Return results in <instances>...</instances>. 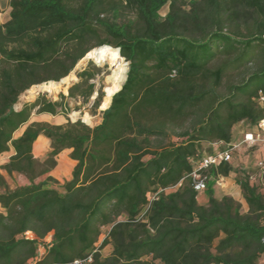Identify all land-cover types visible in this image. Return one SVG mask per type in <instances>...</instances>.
<instances>
[{
    "label": "trees",
    "instance_id": "16d2710c",
    "mask_svg": "<svg viewBox=\"0 0 264 264\" xmlns=\"http://www.w3.org/2000/svg\"><path fill=\"white\" fill-rule=\"evenodd\" d=\"M9 4L0 22V156L14 155L0 168V264H260L264 176L254 182L232 162L205 172L235 174L245 212L209 187L201 204L191 174L214 146L234 143L237 125L264 119V0ZM103 46L120 50L129 72L101 124L31 122L34 112H64L68 99L88 101L95 74L87 69L68 96L16 109L33 86L60 82ZM41 136L51 143L44 160L34 156ZM203 144L214 148L204 154ZM65 150L76 166L60 185L49 174ZM15 174L29 184L11 189L6 176Z\"/></svg>",
    "mask_w": 264,
    "mask_h": 264
},
{
    "label": "rangeland",
    "instance_id": "374dc122",
    "mask_svg": "<svg viewBox=\"0 0 264 264\" xmlns=\"http://www.w3.org/2000/svg\"><path fill=\"white\" fill-rule=\"evenodd\" d=\"M8 1L9 0H0V18H4L7 9H8ZM167 8L163 11V16L167 13ZM4 22V21H3ZM88 56V55H87ZM85 57L82 61L78 63L76 66L75 70L70 74V75H75L76 79L71 80L70 83L66 86V90H61L60 92L56 93L55 95L51 96L47 93H40L39 95H36L32 97L29 94V91L24 93L19 100L18 105L16 106V109L19 110L20 108L23 107L24 104L29 103V102H34L38 98H41L43 101H57L60 99V95L63 94L65 96H68L69 94V89L76 83L80 81V79L77 76L78 72H81L83 70H89L90 72L95 74V78L90 81L91 84L94 85V93L92 97L84 102L82 98H77V99H68L67 101L64 102L65 109L63 111H59L58 115L53 116L50 114H41L38 115L36 112L33 113L31 117V122H46L50 123L53 125H64L68 122V120H71L72 122H77L81 120L85 124H87L90 127H95L99 124H101L103 120V113L108 110L111 106L110 105H105V99H106V89L110 87V82L108 81V78L112 74V66L109 63H104V64H98L94 59ZM124 66L128 68L129 72V63L124 59ZM127 72V75H128ZM69 75V76H70ZM49 83V82H48ZM46 84V83H44ZM125 84V83H124ZM42 85V84H41ZM40 86V85H36ZM35 87V86H33ZM32 87V88H33ZM123 87V86H122ZM31 88V89H32ZM103 93L104 97L102 99V102L98 108H96V101L99 97V94ZM29 94V95H28ZM114 97V96H113ZM113 99V98H112ZM78 114L75 116V114ZM91 116L92 117V122L91 124H88L85 122L84 118L85 116ZM26 126L23 127L20 131H18L15 135V137H18L21 133L24 132ZM255 131V128L252 129L248 124L241 123L237 125L233 129V134H234V144L239 143L243 139V134L246 132H252ZM215 147V148H214ZM214 147H211L209 144H203L202 145V151L204 154H208L210 151V148H214V150H221V149H226V147H221L220 145H216ZM51 148L49 147L47 152H45L43 155L38 156L36 153H34V156L40 160H44L47 158L48 153L50 152ZM9 155L10 154H5L0 156V168L4 164H6L9 161ZM62 155H66L69 159V154L67 151H65L61 156L57 157V163L59 161V165L49 174V176L53 177L55 180L59 182L60 185H63L66 181H70L72 179V173L74 170V167L76 164H73L72 166L69 163V161L64 159ZM264 156V146L248 149L245 147H241L235 154L232 160V164L239 170H245L248 171L252 176L258 177V168H257V163L258 161ZM61 157L63 158L62 160V165L67 164V169L58 170L60 166V160ZM71 160V159H70ZM67 161V162H66ZM197 167V165L195 166ZM62 174V175H61ZM58 176V177H57ZM7 181L11 187V189H15L16 187L28 185L29 181L24 177L15 174L13 177H8L6 176ZM236 175L231 174L227 178H213L209 182L208 187L210 189H213L215 191V195L217 197H223L225 195L232 196L236 200L240 201L243 204V210L246 212L248 210L247 204L245 203L241 189L235 182ZM46 177H42L36 181V183H40L45 181ZM49 186L51 187H57L60 189V187L54 183H50ZM264 192V191H263ZM208 199L207 194L205 192L200 193V202H204ZM0 212H2V209L0 207ZM108 229H105L104 231V236L101 238L100 243L98 246L101 244L103 239L105 238V235L107 234ZM28 237L31 238V234H28ZM52 243V235H49L41 244H40V254H45L47 248L51 245ZM111 247H107L102 251L103 257H107L111 254ZM260 264H264V256L260 260Z\"/></svg>",
    "mask_w": 264,
    "mask_h": 264
},
{
    "label": "built area",
    "instance_id": "2783aa9c",
    "mask_svg": "<svg viewBox=\"0 0 264 264\" xmlns=\"http://www.w3.org/2000/svg\"><path fill=\"white\" fill-rule=\"evenodd\" d=\"M260 104L264 105V96H260ZM264 146V119L255 127V131L246 132L243 134V139L237 144H229L226 149L219 150L212 155L204 157L191 174L193 178L194 189L198 192L207 190L209 182L212 177L205 174V172L212 167H219L223 163H230L233 160L234 154L241 148L248 149ZM258 177L251 176V180L259 182L264 176V156L257 163ZM222 178V177H219ZM157 195H149V201L156 199ZM32 236V235H31ZM43 254H40L42 256ZM81 262H76L80 264Z\"/></svg>",
    "mask_w": 264,
    "mask_h": 264
},
{
    "label": "bare ground",
    "instance_id": "6f19581e",
    "mask_svg": "<svg viewBox=\"0 0 264 264\" xmlns=\"http://www.w3.org/2000/svg\"><path fill=\"white\" fill-rule=\"evenodd\" d=\"M88 58L94 59L98 64L109 63L112 66V74L108 78L110 82V87L106 89V99L105 105H110L113 96L118 93L127 79L128 68L124 66V58L121 56L120 51L110 46H103L97 49L92 50ZM75 75H70L60 82H49L42 84L40 86H35L29 90V94L34 97L40 93H47L51 96L60 92L61 90H66V86L70 83L71 80H75ZM28 94V95H29ZM78 114L76 113L75 116ZM85 122L91 124L92 117L87 115L84 118ZM63 158L61 157L60 166L58 170L67 169V164L62 165ZM67 162V161H66ZM62 175V174H61ZM58 177V176H57Z\"/></svg>",
    "mask_w": 264,
    "mask_h": 264
},
{
    "label": "crops",
    "instance_id": "0c3cea01",
    "mask_svg": "<svg viewBox=\"0 0 264 264\" xmlns=\"http://www.w3.org/2000/svg\"><path fill=\"white\" fill-rule=\"evenodd\" d=\"M9 2H10V0L8 1V4H9ZM0 10H1V6H0ZM10 11H11V9H10V4L8 5V9H7V12H6V14H5V16H4V18L2 19V18H0V22L1 23H3V21H5V20H7L8 18H9V16H10ZM33 122V121H32ZM22 134V133H21ZM21 134L19 135V136H21ZM18 136V137H19ZM50 140L49 139H47V138H45V137H43V136H41V137H39L38 138V140L36 141V143H35V145H34V153H36L38 156H41V155H43L45 152H47V150H48V148L50 147ZM65 151H67L68 152V154L70 155V153H71V150H65ZM64 151V152H65ZM64 152H62L61 154H63ZM6 154H10L9 155V158L8 159H10V157L12 156V155H14V151L12 150L11 152H9V153H6ZM61 154L59 155V156H61ZM5 155V154H4ZM62 157H64V159L66 160H68L69 161V164L72 166L73 164H76V162L75 161H73V160H70L66 155H62ZM58 165H59V161H58ZM240 188V187H239ZM207 201H208V199L206 200V201H204V202H200V198H199V202L201 203V204H206L207 203Z\"/></svg>",
    "mask_w": 264,
    "mask_h": 264
},
{
    "label": "water",
    "instance_id": "95a60500",
    "mask_svg": "<svg viewBox=\"0 0 264 264\" xmlns=\"http://www.w3.org/2000/svg\"><path fill=\"white\" fill-rule=\"evenodd\" d=\"M120 51V50H119ZM127 80V79H126ZM122 89V88H121ZM39 95V94H38ZM84 123V122H83ZM87 125V124H86Z\"/></svg>",
    "mask_w": 264,
    "mask_h": 264
}]
</instances>
